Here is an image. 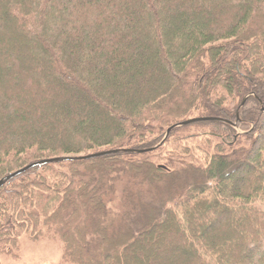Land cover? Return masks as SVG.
<instances>
[{"label":"trees","instance_id":"trees-1","mask_svg":"<svg viewBox=\"0 0 264 264\" xmlns=\"http://www.w3.org/2000/svg\"><path fill=\"white\" fill-rule=\"evenodd\" d=\"M263 108L264 0H0V180L124 150L4 183L0 255L264 264Z\"/></svg>","mask_w":264,"mask_h":264},{"label":"rangeland","instance_id":"rangeland-1","mask_svg":"<svg viewBox=\"0 0 264 264\" xmlns=\"http://www.w3.org/2000/svg\"><path fill=\"white\" fill-rule=\"evenodd\" d=\"M237 132L243 133L238 127ZM0 264L72 263L63 260V244L58 238L45 236L34 241L24 235L20 239L18 251L12 255H0Z\"/></svg>","mask_w":264,"mask_h":264},{"label":"water","instance_id":"water-1","mask_svg":"<svg viewBox=\"0 0 264 264\" xmlns=\"http://www.w3.org/2000/svg\"><path fill=\"white\" fill-rule=\"evenodd\" d=\"M248 96H246L242 102V105L245 103V101L247 100ZM264 110V108H263ZM201 120H221V121H224L220 118H193V119H190V120H186L184 122H179V123H176L174 124L173 126L169 127L167 130H166V133H165V136L163 138V140L157 145L155 146L154 148L152 149H156L158 148L159 146H161L165 140L168 138L170 132L176 128V127H180V126H183V125H186L188 123H191V122H195V121H201ZM226 122H229V121H226ZM234 127L236 128L237 127V124L234 123ZM240 133V132H239ZM120 151H124L122 149H114V150H108V151H103V152H98V153H93V154H87V155H80V156H63V157H54V158H49V159H44V160H40L38 162H35V163H32L10 175H8L7 177L3 178L2 180H0V187L4 185V183H6L8 180H10L11 178L23 173L24 171H26L27 169L31 168V167H34L36 165H42V164H50V163H58V162H61V161H65V160H85V159H90V158H95V157H99V156H102V155H107V154H111V153H117V152H120ZM125 151H130V150H125ZM136 152H142V151H139V150H135ZM144 151V150H143ZM162 167H164L163 165H161Z\"/></svg>","mask_w":264,"mask_h":264}]
</instances>
